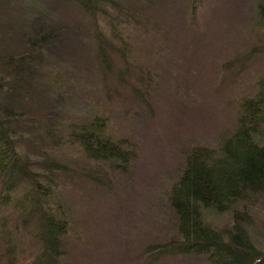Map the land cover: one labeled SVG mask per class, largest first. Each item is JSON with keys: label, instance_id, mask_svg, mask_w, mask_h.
I'll list each match as a JSON object with an SVG mask.
<instances>
[{"label": "rangeland", "instance_id": "rangeland-1", "mask_svg": "<svg viewBox=\"0 0 264 264\" xmlns=\"http://www.w3.org/2000/svg\"><path fill=\"white\" fill-rule=\"evenodd\" d=\"M113 1L119 10L104 5L94 19L75 0H0V56L26 50L36 20L52 36L5 123L18 168L52 188L51 209L68 220L49 264H210L208 254L167 250L181 239L170 196L187 152L234 131L242 98L264 77L257 0H202L194 9L190 0ZM121 34L131 43L124 52ZM14 78L0 61V86L15 93ZM96 115L135 144L125 167L84 153L75 130ZM30 188L25 177L10 191L0 185V264L9 246L19 261L40 252L35 219L14 202ZM236 209L264 249V193L206 209L204 219L226 240Z\"/></svg>", "mask_w": 264, "mask_h": 264}, {"label": "trees", "instance_id": "trees-1", "mask_svg": "<svg viewBox=\"0 0 264 264\" xmlns=\"http://www.w3.org/2000/svg\"><path fill=\"white\" fill-rule=\"evenodd\" d=\"M75 1L94 19L105 12L104 5L119 10L113 0ZM201 1L190 0L189 5L194 9ZM256 12L264 34V0H257ZM30 26L33 29L27 33L26 50L0 56L5 71L15 75L14 81L10 82L16 86L15 93L9 85L0 86V89L8 86L4 92L5 116L0 114V185L5 182L8 191L16 189V183L22 177L31 184L30 190L14 202L22 211H29V221L35 219L41 246L40 252L32 260L26 261H19L16 253L11 254L13 249L9 246L8 261L4 264H49L53 257L60 255L62 236L69 228L68 220L51 209L49 199L52 188L18 168L19 155L5 124L10 119L9 100H12V104L17 101L22 106L19 99L23 98L21 94H25L24 79L37 66L39 49L52 40L42 22L36 20ZM120 37L125 46L123 52L129 50L131 43L122 34ZM262 50L264 44L254 46L256 53ZM260 81L253 95L242 98L237 111L238 125L234 131L227 134L218 146L196 145L187 152L186 164L170 196L179 219L181 239L166 245L169 246L168 251L208 254L210 264H264V249L252 240L246 230V211L234 210L232 230L226 240L221 231L204 219L206 209L224 212L233 208L239 200L254 202L259 194L264 193V77ZM108 126L107 118L96 115L93 120L81 124L75 133L87 157L92 160H115L125 167L135 155V144L116 137ZM11 172L15 177L9 176ZM10 201L13 199L10 198ZM27 201L30 205L26 208L24 203Z\"/></svg>", "mask_w": 264, "mask_h": 264}]
</instances>
